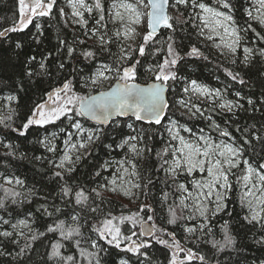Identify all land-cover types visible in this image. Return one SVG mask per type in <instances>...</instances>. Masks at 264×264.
<instances>
[{"label":"trees","instance_id":"obj_1","mask_svg":"<svg viewBox=\"0 0 264 264\" xmlns=\"http://www.w3.org/2000/svg\"><path fill=\"white\" fill-rule=\"evenodd\" d=\"M61 1L56 0L48 16L35 17L27 28L15 32L9 31L5 37L0 38V118L11 115L12 119L6 120V123L10 124L12 128L22 129L23 123L31 114L34 105L47 100V93L60 86L65 78L72 79L76 90L79 91V75L77 72H73L74 68L78 72L88 75L96 70L99 63L112 64L115 57L120 55L121 45L113 36V33L118 30V25L112 23L111 17L108 15L113 0H101L105 10V21L101 26L95 23L96 19H99L100 12L93 8L91 18L85 27L80 25L72 27L69 24L65 14L61 15ZM85 2L92 6L95 0H85ZM201 2L213 8L220 7L218 0H201ZM231 5L234 24L242 37L232 60H227L217 54L202 39L198 22L194 19L200 12L198 8H193L189 4L187 7L180 5L179 10L177 8L169 9V14L176 18L172 21L174 30H161L155 37V43L148 46L146 56L139 57L138 51L133 53L134 56L141 59L137 81L140 84L152 81L151 73L147 71L149 66L167 58L169 35L173 36L175 45L183 57L178 65V79L169 82L168 102L170 107L162 125L136 122L135 131H133L127 127L129 122L127 118H118L119 126L110 123L105 128L101 140L91 145L90 149L85 150L87 154L75 163V170L72 173H64L65 180L53 175L58 170L49 161L56 163L61 157L62 143L71 130L68 120L62 118L61 121L43 127L31 126L26 130L24 136H20L11 128H4L3 125H0V186H2L0 187V198H5L4 188H12L20 193L15 197L16 204H12L9 194L5 201L7 210L0 209V231L14 232L11 238L0 237V253H3L0 255V264H63V261L49 259V253L54 243L63 245L60 249L62 255L74 256L78 264H89L88 259L80 256L74 243L75 239H80V247L85 249L86 253L96 251L91 248L89 238L97 240L99 245L105 249L98 253L101 264H121L122 260L128 261V264H141L144 257H138L106 244L105 241L99 240L91 229L97 220L103 218L104 214L110 212L116 217L122 214L128 215L130 212L137 211L139 205L143 203L150 204L155 210L154 222L158 226L166 229L167 232L175 233L176 240L185 248H192L204 255L205 264H262L264 262V244L257 243L264 237V227H261L259 223L250 224L244 219L248 213L246 208L241 206V184L236 181L235 177H232L234 187L228 193L225 211L211 219L212 232L210 235H202L199 231L193 235L185 232L186 226H197L200 223L198 220L190 221L185 218L178 220L176 224H168V206L179 203L180 192L176 191V185L170 178L166 179V173L161 169L162 161L157 156V153L166 146L169 138L166 126L169 119L192 128L194 132H198L201 128L206 132L213 131L209 125L215 121L221 129L229 131L238 144L243 143V136L246 135L243 130L252 125H255V129L251 130H259V134L264 137V56L260 55V49H264V39L261 38L264 37V27L253 17H249L248 12L252 6L249 0H231ZM18 8V0H0V31L10 29L14 25L19 26ZM177 21L184 22L178 23ZM36 24L40 25L39 31ZM94 27H98L101 33L106 32L109 37H112L113 42L109 46L110 52L98 56L95 61H88L80 55V52L86 49L99 51L97 46L99 37L92 36L90 31ZM61 40L75 48L73 57L67 55V47L60 43ZM80 41H84V43H80ZM17 43L20 44L19 48L16 47ZM139 43H142V37L139 38L136 45ZM192 47H196L199 54L186 56L185 54ZM245 48L252 49V53H245ZM157 49L160 51L156 52ZM153 52L156 54L152 55ZM246 55L249 57L247 61H245ZM30 57H35V61L31 65L28 64ZM41 62L46 64V72L41 71L39 67ZM62 62L65 67L59 69V64ZM29 70L36 75L31 78L27 77L25 73ZM229 72L233 75L238 73L237 80H233L228 75ZM240 79L244 83H239ZM192 80H196L197 83L212 91L219 90L221 101H232L242 107H234L229 112L227 109L218 107L219 101L208 102L193 99V103L204 111V117L199 115L190 117L187 109L179 107L177 101L186 98L183 88ZM236 93L239 95L237 96ZM9 96H15L16 99L10 101L8 100ZM249 100L252 101L251 104L248 103ZM77 119H81L87 128L97 127L83 118ZM61 128L64 129L63 132L60 130ZM53 133L56 135L55 139L52 138L51 134ZM138 133L143 137V141L138 143V147L143 148L146 145L152 149L151 153L145 152L143 157L136 158L128 152L127 146L116 147L126 136ZM213 133L219 136L217 131H213ZM46 137L57 148L56 152H48L44 144L41 143V141L48 142L45 140ZM221 138L229 140L228 137ZM132 143H137V141ZM5 145H11V148L5 147ZM105 145H112V147L106 148ZM251 147L254 148V151H247L245 158L254 164L264 161V140H253ZM9 152H14V155H7ZM36 157L41 159L38 160ZM125 158L135 160L136 171L139 173V184L147 183L148 178H151L152 181L146 190L141 187V196L138 201H125L108 193L104 190L105 188L99 187L100 184L106 183L108 179L112 178L115 173L113 163ZM105 162L110 164L107 170L101 168ZM97 171H100L102 175L95 176ZM241 173L237 170V175H241ZM4 177L13 178V184H6ZM15 178L21 179L24 182L23 186L15 185ZM188 178L181 175L178 179L187 184ZM65 181L74 191L83 188L86 193L90 194L91 206H99L103 210L102 213L84 212L75 205L73 197L62 198L60 189ZM94 188L101 193V198H97L95 193L91 192ZM165 192L169 194L166 203L162 201ZM69 200L71 203L67 202ZM42 205L48 208L52 215H47L41 207ZM56 208H59L60 211L56 212ZM76 213H79L80 216L78 225L82 237L68 241L62 240L59 232H47L48 226L58 221H64L65 228L76 227L77 222L71 219L72 215ZM148 214L153 213H142L145 218ZM177 214H180V209H177ZM184 216H187L186 212ZM22 219L28 221V227L18 226ZM4 220L9 223L4 224ZM225 221L228 222V232L234 237L235 243L218 252L212 248L209 241L225 243L222 231ZM13 224L17 225L15 230L11 227ZM120 226L125 235L130 234V224L126 223ZM135 230L138 232L139 228L137 227ZM19 232H23L24 235H17L16 233ZM40 233H44V235H40ZM33 235L37 237L35 240L31 238ZM198 237L200 239H197ZM162 238L171 241L167 235ZM133 239L137 238L133 237ZM25 245H30V247L26 249L23 256L17 258L16 254ZM143 251H146L149 257L147 261H144V264H169L171 250L156 243L155 240H152L150 248ZM194 264H201V262L197 260Z\"/></svg>","mask_w":264,"mask_h":264},{"label":"snow or ice","instance_id":"obj_2","mask_svg":"<svg viewBox=\"0 0 264 264\" xmlns=\"http://www.w3.org/2000/svg\"><path fill=\"white\" fill-rule=\"evenodd\" d=\"M56 0H18L19 11V26H13L10 29L0 31V38L5 37L9 31H21L27 28L29 24L33 22L34 17L48 16ZM69 3L73 7L72 16L77 19L74 23L79 24L81 27L88 24V20L84 18V14L80 9L92 13L93 8L99 10V19H96L95 23L98 26L102 25L105 21L104 8L102 7L101 0H95L94 5L91 7L85 3V0H69ZM189 4L193 8H198L202 13L208 14L202 16L199 13V18L203 27L200 28V34H204L205 29H210L211 32L216 33L218 28H223L224 32L233 37L232 43L229 47L234 51V45L238 44L241 40V36L237 33L235 28L229 30L228 22L233 20V17L226 12L220 11L216 8L209 7L201 0H113V11L108 15L114 24H119L123 29L117 30L113 33L116 41L121 45L120 55L115 57L112 64L99 63L96 70L88 75H84L82 72H78L75 68L73 72H77L79 75L80 85L79 91L72 79L65 78L60 86L53 88L51 92L47 93V100L34 105L31 110V114L27 117L26 122L23 123L22 129L12 128L10 124L6 123V120H11L9 115L5 118H0V125L4 128H11L12 131L18 132L20 136H24L26 130L31 126L43 127L48 124H54L57 121H61L62 118L70 122V127L74 129L77 135L80 137L76 142L72 141V133H68V138L65 143L69 146V149L75 150L74 158L70 151H65L61 157L59 163H54V167L60 169L53 173L55 177H59L61 180H65L64 173H72L76 162L80 161L90 149L91 145L100 141L104 134L105 128L114 123L119 126V119L127 118V127L135 131L136 122H146L148 124L162 125L163 120L166 118L167 110L170 105L166 99V91L170 87V81H176L178 79L179 62L183 59L180 55L178 48L175 45V41L172 35L167 39V58L162 62H158L155 65L149 66L147 71L151 73V83L140 84L139 78V66L141 65V59L134 56L133 53L138 51L139 57L146 56L148 46L151 43H155V37L160 29H173L174 24L172 21L176 19L169 14L168 9L177 8L179 10L180 5L187 7ZM259 8L255 9L260 12V16L257 17L258 22L264 26V0H258ZM220 8L231 11V0H219ZM147 9V11H143ZM122 10V11H121ZM63 9H61V15H63ZM250 18H252L251 12H248ZM142 18L146 20L145 31L140 33L138 26L142 23ZM178 23L184 21H177ZM36 28L39 31L40 25L36 24ZM92 36H98L97 46L99 51L93 49L81 50L80 55L85 60L95 61L100 55L106 52H110V44L113 42L112 37H109L106 32L101 33L98 27H94L90 30ZM87 35V33H85ZM142 37V43H139L135 47L132 44H125V41H135L137 37ZM208 39H213V36L209 35ZM264 39V37H261ZM60 43L67 47V55L73 57L75 55V48L67 45V42L61 40ZM84 43V41H80ZM17 48L20 44L17 43ZM160 51L159 49L156 52ZM245 53L251 54L252 49L245 48ZM153 52L152 55H155ZM199 50L196 47H192L186 56L198 55ZM260 55L264 56V49H260ZM47 59L46 57L44 58ZM249 57L245 56V61ZM35 61V57H30L28 64L31 65ZM42 72H46L47 67L44 62L39 64ZM65 67L64 63L59 64V69ZM25 75L31 78L36 75L33 71L29 70ZM233 80H237L239 74L233 75L228 73ZM105 81H114L110 86L103 89ZM239 83H244L242 79ZM86 90V91H85ZM95 92V94H93ZM183 92L187 95L198 94L200 97L207 98L209 95L220 98L221 93L219 90L211 92L206 86L198 85L196 80L190 81V83L183 88ZM238 96L239 93H236ZM15 96H9L8 100H15ZM51 102V104L49 103ZM177 103L187 109L190 117H204V111L195 103L191 102V99L185 100L179 99ZM252 103L251 100L248 101ZM221 109H227L231 112L234 107H242L241 105L234 104L232 101H224L218 104ZM194 110V111H193ZM90 120L95 122L96 128L86 133V130L81 123V119ZM208 119H211L208 117ZM170 127L167 129L169 138L166 146L157 153L158 158L162 161L161 169L166 173V179H171L173 184L176 185V191L181 193L179 203L168 206L169 218L167 223L170 225L176 224L180 219L198 220L200 223L197 226H186L185 232L189 235L195 234L197 231L202 235H210L212 229L211 219L218 213L224 212L227 204L228 193L232 191L234 185L232 177H235L236 181L241 184L243 194L240 197L241 206L248 209V215L244 219L252 224L259 223L261 227H264V161L259 163H253L251 160L245 158L247 151L254 148L251 147L252 141L264 140L259 134V130L255 129V125L245 128L243 131L246 135L243 136V143L235 142L231 133L227 130L220 128L219 124L215 121L209 125L213 131H217L220 137H228L232 142L216 141L210 135H205V129L201 128L198 132H194L192 128L180 125L178 121L169 120ZM62 132L63 128L60 129ZM181 130L188 133L189 136L181 134ZM238 131L240 129H237ZM141 131H143L141 129ZM55 139V134H51ZM45 141H41L46 147L48 152H56L57 148L51 144V141L46 137ZM137 141V143H132ZM143 141V137L138 133L137 135L126 136L120 144L116 145L118 148L127 146L133 157H143L145 152L151 153L152 149L145 147H138V143ZM5 147L11 148V145H5ZM106 148H111L112 145H105ZM7 155H14V152H9ZM169 157V158H165ZM36 159H41L36 157ZM119 168L124 172H128L129 165L132 169L131 175L138 176L136 171L137 164L134 159L125 158L118 162ZM110 167L108 162L101 165V168L107 170ZM237 170L242 172V175H237ZM199 174L200 178L196 179V175ZM102 173L97 171L95 176L99 177ZM184 175L185 177H192L191 186L179 181V177ZM5 183L12 185L13 178L4 177ZM117 180L123 183V176L119 174L112 180H107L106 183L99 185L100 188H108L109 191H117ZM15 185L23 186L24 182L15 178ZM151 178H148V182L141 184H134L133 187L141 188L145 190L151 184ZM111 185V187H109ZM2 187V186H0ZM5 198H0V209L7 210L6 199L11 195L12 204H16L15 197L20 193L14 191L12 188H4ZM62 198L73 197L75 205L78 206L84 212H91L94 214L102 213V209L99 206H91L90 194L86 193L83 188L74 191V189L65 181L60 189ZM91 192L95 193L97 198H101V193L97 189H92ZM74 193V196H73ZM127 194V192H125ZM146 194V191H145ZM168 193L165 192L162 197L163 202H167ZM71 203V200L67 201ZM211 205V207H210ZM47 215H52L48 211V208L41 206ZM177 209H180V214H177ZM56 212L60 209L56 208ZM154 209L150 204L143 203L139 205V208L135 212H130L128 215H121L119 217L113 216L110 212L103 215L101 220H97L92 226V232L98 237L99 240L105 241L106 244L120 249L121 251L132 253L138 257H144V261L149 259L148 253L143 251L150 248L152 240L156 243L164 245L171 250V258L169 264H194L195 261H200L201 264H205L206 258L198 251L192 248H185L182 244L176 240L175 233L167 232L166 229L158 226L154 222ZM151 212L153 214L142 215V213ZM188 212L187 217L184 213ZM31 214L29 213V216ZM79 213L73 214L71 219L77 222L76 227L65 228L64 221H58L53 225H49L47 232H59L62 240L73 241L76 237H82L80 227L78 225ZM4 224H8L9 221L4 220ZM19 223L28 227L27 220H20ZM130 224V234L125 235L121 230L123 224ZM13 230L17 225L11 226ZM139 228L137 232L135 229ZM222 231L225 236V243L221 244L219 241H209L212 248H215L218 252L223 251L225 247L234 245L235 239L228 232V222L225 221L222 226ZM159 233V235H157ZM23 236V232L16 233ZM13 231H0V237L11 238L13 237ZM44 235V233H40ZM167 235L171 238V241L163 239L162 237ZM136 237L137 239H133ZM143 237H150L151 239L145 240ZM35 240L37 237L33 235L31 237ZM90 239L91 248L96 251L87 252L80 247L81 240L75 239L74 243L77 247L80 256L88 259L89 264H101V259L98 255L99 252L105 251L98 241ZM197 239H200L198 237ZM14 242V241H13ZM257 243L264 244V237H262ZM123 245V247H122ZM30 245H25L20 248V251L16 254L17 258L23 256L27 248ZM63 247L60 243H54L52 250L49 253L50 260L63 261V264H78L76 258L72 255H62L60 249ZM3 255V253H0ZM141 261V264H144ZM121 264H128V261L122 260ZM264 264V262H262Z\"/></svg>","mask_w":264,"mask_h":264},{"label":"rangeland","instance_id":"obj_3","mask_svg":"<svg viewBox=\"0 0 264 264\" xmlns=\"http://www.w3.org/2000/svg\"><path fill=\"white\" fill-rule=\"evenodd\" d=\"M218 2H219V0H218ZM249 2H251V4H252V6L250 7V11L249 12H251L252 17L255 20L258 21V19H256V18L260 16V12H257L255 10V9L259 8L258 0H249ZM85 3L88 6L91 7V5L88 4L87 2H85ZM61 6H62V9L64 10L65 17H66L67 21L69 22V24L72 27H75L76 25H79V24L74 23V21L77 18L72 16V12H73L74 9H73L72 5L69 3V0H62L61 1ZM209 7H212V6H209ZM216 9H218L220 11H223V12H226L227 14L231 15V11L229 12V10H227V9H223V8H220V7L216 8ZM80 10L83 12L85 19L89 20V18H91V14L90 13H88L87 11H85L83 9H80ZM111 11H113V2L110 5V12ZM143 11L146 12L147 9H143ZM199 11H200L199 14L202 15V16H207L208 15L206 13H202L200 9H199ZM261 12H264V9H261ZM196 20L198 22V27H199V30H200V28L203 27V25L201 24V21H200L199 18L198 19L196 18ZM117 25H118V30L123 31V29L120 27V25L119 24H117ZM145 25H146V20L144 18H142V23H141L140 26H138V31L140 33H143V31L146 30L145 29ZM85 26L86 25H84L83 27H85ZM228 27H229V30H231L232 28H235L237 33L240 35L236 25L234 24V20L228 22ZM209 35L213 36V39H208L207 37ZM201 37L204 40V42H206L208 44L209 47L211 46L217 52V54L221 55L223 58H225L227 60H232V58L235 56L236 51H237L238 46H239V43L234 45V48H235L234 51L232 50L231 47H229V45L232 43L233 37L228 36L224 32L223 28H218L216 30V33L211 32L210 29H205L204 30V34L201 35ZM139 38H140V36H138L135 41L127 40L125 42H126V44H132L133 46H135L137 41L139 40ZM111 83H114V81H105L104 84H103V89H101V90L107 89L110 86ZM198 85H202V84L198 83ZM210 91L214 92L212 90H210ZM189 99H191L192 103H193V99L202 100V101H208V102H214V101H219V103L224 102L223 100L221 101L219 98L217 99V98H215V97H213L211 95H209L207 98H205V97H200L198 94H191V93L187 94L186 98H185V100H189ZM49 103L51 104V102H49ZM177 105L179 107L185 109L184 107L180 106L178 103H177ZM169 120H172V119H169ZM172 121H174V120H172ZM166 124H167L166 126H167V129H168L170 127L169 121ZM83 127L86 130V133L91 131V130H93V129L87 128L84 125H83ZM195 132H197V131H195ZM68 133H72V141L71 142H76L80 138L77 135L76 131L74 129H72V128H71V130ZM68 133H67V135H66V137H65V139H64V141L62 143V154H61V157L63 156L65 151H70L72 153V155H73V158H74L75 154H77V153L75 152V150L69 149V146L65 143L66 139L68 138ZM167 134L169 136L168 131H167ZM181 134L186 136V137L189 136L188 133H185L182 130H181ZM205 135H210L216 141L231 142L227 138H221V137L217 136V134L213 133V131H207V132L205 131ZM81 151H85V150H81ZM128 152L130 154H132L129 150H128ZM61 157L59 158V160L56 163H59ZM120 161H122V160H120ZM118 162L119 161H116V162L113 163L112 166H113V169L115 170V173L113 174L112 178H110L108 180H112V179L116 178V175L119 174L120 176H123V178H124L123 183H121L120 180H117L118 188H117V191H115V192L109 191L108 188H105L104 190L107 191L108 193L112 194V195H115V196H118L119 198H122L125 201H133V202L134 201H138L140 199V196H141V188L133 187L134 184H139L138 183V176H132L130 174L132 169H131V167L129 165H125V167H128L129 170H128V172H124L123 169L119 168ZM57 170L59 171L60 169H57ZM241 175H242V173H241ZM195 178L199 179L200 178L199 174H197ZM192 180H193L192 177L188 178V183L187 184L189 185V187L191 186ZM109 187H111V185H109ZM125 192H127V194H125ZM241 192L243 194L242 186H241ZM180 196H181V193H180ZM210 207H211V205H210ZM246 210H247V213H248V209L247 208H246ZM186 215L188 216L189 213L186 212ZM18 226L19 227H23V228L25 227L24 225H21L20 223L18 224Z\"/></svg>","mask_w":264,"mask_h":264},{"label":"water","instance_id":"obj_4","mask_svg":"<svg viewBox=\"0 0 264 264\" xmlns=\"http://www.w3.org/2000/svg\"><path fill=\"white\" fill-rule=\"evenodd\" d=\"M164 28H162V29H160L159 31H158V33H157V35L160 33V31L161 30H163ZM151 83V82H150ZM143 85V84H142ZM165 95H166V99L168 100V97H167V91H166V93H165ZM118 119V118H117ZM86 120V119H85ZM86 121H88V122H90V123H92V124H95V122H93V121H90V120H86ZM96 125V124H95ZM144 238H150V237H144Z\"/></svg>","mask_w":264,"mask_h":264},{"label":"bare ground","instance_id":"obj_5","mask_svg":"<svg viewBox=\"0 0 264 264\" xmlns=\"http://www.w3.org/2000/svg\"><path fill=\"white\" fill-rule=\"evenodd\" d=\"M201 26V25H200Z\"/></svg>","mask_w":264,"mask_h":264}]
</instances>
